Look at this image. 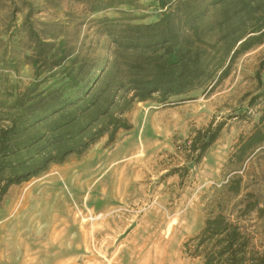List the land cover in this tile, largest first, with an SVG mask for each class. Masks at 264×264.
<instances>
[{
  "label": "rangeland",
  "instance_id": "374dc122",
  "mask_svg": "<svg viewBox=\"0 0 264 264\" xmlns=\"http://www.w3.org/2000/svg\"><path fill=\"white\" fill-rule=\"evenodd\" d=\"M97 1L0 0V101L28 87L48 94L68 85V68L89 78L112 57L107 35L153 23L162 11L157 0ZM38 45L58 61L36 75L30 57ZM261 63L264 43L239 53L212 88L134 101L124 113L131 127L114 142L103 134L10 185L0 200V264H202L188 240L227 177L237 172L243 192L264 199V144L241 163L231 157L239 139L264 124ZM219 122L218 137L192 163L191 138ZM240 197L229 201L232 217ZM240 219L264 249V217Z\"/></svg>",
  "mask_w": 264,
  "mask_h": 264
},
{
  "label": "trees",
  "instance_id": "16d2710c",
  "mask_svg": "<svg viewBox=\"0 0 264 264\" xmlns=\"http://www.w3.org/2000/svg\"><path fill=\"white\" fill-rule=\"evenodd\" d=\"M157 2L162 9L157 21L107 35L114 46L112 57L89 78L68 68V85L48 94H33L34 87H28L14 101H0V200L10 185L82 152L103 134L113 141L118 130L131 127L124 113L134 101L157 95L164 102L212 88L239 53L264 43V0ZM36 50L30 58L39 75L38 68L50 70L58 59L39 45ZM44 58L52 63L44 65ZM223 124L210 123L195 132L189 146L192 163L200 162ZM262 144L264 124L242 136L231 157L241 163ZM238 196V213L232 217L229 201ZM205 210L202 228L188 240L193 243L190 255L201 257L202 264H264V249L254 246L240 219L250 212L264 217V199L243 192L237 172L227 177Z\"/></svg>",
  "mask_w": 264,
  "mask_h": 264
},
{
  "label": "crops",
  "instance_id": "0c3cea01",
  "mask_svg": "<svg viewBox=\"0 0 264 264\" xmlns=\"http://www.w3.org/2000/svg\"><path fill=\"white\" fill-rule=\"evenodd\" d=\"M126 112H127V111H126ZM126 112H125V113H126ZM122 130H127V129H120V130H118V132L116 133V135L119 134V132H121ZM107 139H108V137H107ZM115 139H116V138H114L113 142L115 141ZM100 140H103V139H100Z\"/></svg>",
  "mask_w": 264,
  "mask_h": 264
}]
</instances>
